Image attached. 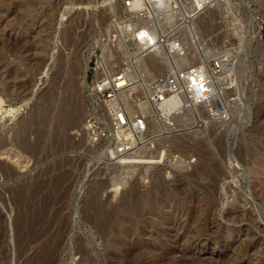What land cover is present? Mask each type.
I'll return each mask as SVG.
<instances>
[{
  "label": "rangeland",
  "instance_id": "rangeland-1",
  "mask_svg": "<svg viewBox=\"0 0 264 264\" xmlns=\"http://www.w3.org/2000/svg\"><path fill=\"white\" fill-rule=\"evenodd\" d=\"M122 11V0H0V145L16 149L34 120L42 140L26 169L0 157V264H40L48 242L56 264H264V54L256 41L249 56L228 54L253 16L264 47V0H219L196 21L206 51L236 65L240 111L153 143L144 156L172 152L148 170L112 161L83 131L96 78L85 58Z\"/></svg>",
  "mask_w": 264,
  "mask_h": 264
},
{
  "label": "built area",
  "instance_id": "built-area-1",
  "mask_svg": "<svg viewBox=\"0 0 264 264\" xmlns=\"http://www.w3.org/2000/svg\"><path fill=\"white\" fill-rule=\"evenodd\" d=\"M218 1L122 0L123 11L111 18L109 34L93 44L90 69L96 78L89 95L94 103L83 125L92 147H104L112 161H119L179 136L186 126L199 131L232 121L238 76L226 69L223 53L206 51L190 26ZM191 2L190 17L186 6ZM188 36L191 51L184 43ZM105 44L114 55L105 53L108 67L101 59ZM120 58L123 64L111 67Z\"/></svg>",
  "mask_w": 264,
  "mask_h": 264
},
{
  "label": "bare ground",
  "instance_id": "bare-ground-1",
  "mask_svg": "<svg viewBox=\"0 0 264 264\" xmlns=\"http://www.w3.org/2000/svg\"><path fill=\"white\" fill-rule=\"evenodd\" d=\"M194 10H195V5L193 4V2H191L190 3V6H186V12L188 13V15L191 17L192 15V13L194 12ZM125 11V10H124ZM207 12V11H206ZM205 13V12H204ZM249 24L251 25V30L249 31L248 29H245V30H243L242 31V33H241V35L238 37V43H239V45H235L236 47L232 50L233 51V53L231 54L230 52H228V54H230L231 56H229V57H236L235 56V54H242L243 53V55L244 54H246L248 51H250V47H252V42L254 43L255 41L256 42H258V46L261 48V51H263V54H264V47L262 46V44L260 43V38H261V36H262V33L260 32V26H258L256 23H255V18H254V16L253 17H251L250 19H249ZM247 25V24H246ZM190 26H192L195 30H197V22L196 21H193L192 19L190 20ZM247 27V26H246ZM250 27V26H249ZM249 38V39H248ZM98 39H96L95 40V42L97 41ZM93 42V41H92ZM94 42V43H95ZM93 43V44H94ZM185 47H187V50L188 51H191V50H193V48H191L190 47V44L187 42V40L185 39ZM93 44L91 43L90 45H92L91 46V53L89 54V55H87L86 56V58H85V65H84V71H85V73L87 72V70H88V68H89V61H90V59H91V56L93 55V53H94V50H93ZM90 47V46H89ZM89 49V48H88ZM231 50V49H230ZM107 51H109L110 52V54L112 55V56H114L113 55V53H112V48L111 47H108V45H103V53H102V55H101V59H102V62L105 64V65H107V67L109 66V63L107 62L108 61V59H109V57H107V54H105V53H107ZM246 52V53H245ZM225 53H227L226 51H225ZM242 55V56H243ZM246 55H248V54H246ZM246 55H245V58H246ZM249 56V55H248ZM228 57V56H227ZM241 57V56H240ZM239 58V57H238ZM244 58V59H245ZM234 59V58H233ZM99 61H100V59H99ZM231 61V60H230ZM232 62H233V60H232ZM232 62L229 64V59H226L225 60V62H224V64H225V67H226V69L228 70V71H233V70H235L234 69V66H236V65H234L233 66V64H232ZM238 64V63H237ZM243 65V64H242ZM230 69V70H229ZM237 70V69H236ZM235 73H236V71H234ZM63 74V73H62ZM237 74V76L239 75L238 73H236ZM99 77V76H98ZM84 78H85V75H83V81H84ZM57 81V80H56ZM124 84V83H123ZM132 84H134V82L131 80V86L129 87V89L131 90V91H133L134 90V87L135 86H133ZM239 84L240 83H238V79H237V85H238V92L240 93V96H241V92L239 91ZM241 87H242V85H241ZM243 90V89H242ZM244 91V90H243ZM242 91V92H243ZM245 94V93H244ZM244 94H242V95H244ZM245 96V95H244ZM244 98V97H243ZM4 102H5V99L0 95V104H4ZM46 103V102H45ZM244 103V102H243ZM242 103V104H243ZM247 103V102H246ZM246 105V104H245ZM248 105V104H247ZM2 107V106H1ZM246 108V107H245ZM66 109H69L68 107L66 108ZM1 110L2 109H0V112H1ZM51 110V109H50ZM67 111V110H66ZM65 111V112H66ZM69 111H70V109H69ZM236 111H240V109L239 108H236V110L235 111H233V115L235 116V114H236ZM242 111V110H241ZM244 112V111H243ZM66 114L67 113H65V116H66ZM72 114V113H71ZM64 116V115H63ZM70 116V115H69ZM33 117V116H32ZM34 118H35V116H34ZM181 118L182 117H179V116H176V117H174V119L178 122V123H181ZM69 120H70V117L68 118ZM76 119V118H75ZM68 120V121H69ZM50 121H52V120H50ZM37 122V121H36ZM70 122V121H69ZM78 122L79 121H75L74 119H73V121L71 122V124H72V126H75L76 127V125H78ZM245 124V123H244ZM243 124V126H245ZM33 125H36V123H35V120H34V123H33ZM33 125H30V126H28V125H25L24 126V134H23V136H16V138H15V143H16V145H17V148L15 149L13 146H11L10 144L8 145L7 144V142L6 143H1V145H0V157L1 158H3V159H7V160H9V162H11V164L12 165H14V166H16V168H19V169H26V168H28V165H29V162H27V158L25 157V155H29V156H31L32 158H34V160L36 161L35 163H40V151H41V149H42V140H40L41 139V135H40V128H36V127H34ZM37 126V125H36ZM23 127V126H22ZM34 127V128H33ZM74 128V127H73ZM72 130V129H71ZM76 130V129H75ZM72 131H74V130H72ZM69 132H70V130H69ZM31 135H34L35 136V142L34 143H30L29 142V136H31ZM68 137V136H67ZM141 139L142 138H144V136H141L140 137ZM176 138H178V136L177 137H173V138H170V139H167V138H165L164 140H162L161 142H158L159 143V146H161V145H164V144H166V143H168V142H170V141H172V140H174V139H176ZM70 140H71V138H70ZM5 142V141H4ZM179 144V143H178ZM7 146H11V147H7ZM150 146H153V145H146L145 147H143V148H141V149H136V150H134V151H132V152H130V153H128L127 155H125V156H123V157H125V158H129L127 161H131L130 162V165H132L131 167L132 168H135V167H137V168H135V169H140V170H144L145 168H146V166H150L151 168H152V166L153 167H155V166H157V165H159L160 163H161V160L165 157V158H167L168 156L166 155V153L167 154H171V152L172 151H169V150H165V151H163V150H160V151H158L157 152V156H155V155H153V156H144L145 155V149L147 148V147H150ZM59 152V151H58ZM103 153L106 155V152L105 151H103ZM131 155V156H130ZM107 156V155H106ZM126 156H129V157H126ZM123 157H121V158H123ZM178 157H176V156H174V160L175 159H177ZM106 159V158H105ZM123 161V160H122ZM129 164V163H128ZM127 167V166H126ZM130 166H128V168H129ZM129 168V169H132V168ZM4 169V168H3ZM147 170H148V168H146ZM2 171V170H1ZM5 171V170H4ZM5 174H6V172H5ZM11 176V175H10ZM145 179V178H144ZM115 184H117V182L115 183ZM43 185V184H42ZM122 185V184H121ZM44 186V185H43ZM72 186V185H71ZM120 186V185H119ZM119 186L117 187V188H119ZM59 187V186H58ZM41 189H42V187H40V191H41ZM44 189V188H43ZM60 190V189H59ZM118 190V189H117ZM21 191V190H20ZM55 191V190H54ZM113 192H116V190H112ZM33 193V192H32ZM20 195V194H19ZM37 194H35V196H36ZM32 196H33V194H32ZM20 197H21V195H20ZM32 198H35L34 196L32 197ZM42 201H43V205L41 206V208H40V222H41V220H42V222H43V218H46V217H44L45 216V214L47 213V208L49 207V202H51L50 201V199H47V197H43V199H42ZM61 201V200H60ZM58 203V202H57ZM49 210V209H48ZM38 214V213H37ZM38 216V215H37ZM59 219V218H58ZM38 221V220H37ZM99 226V225H98ZM50 227V226H49ZM47 233H49L48 232V229H46L43 233H42V235H47ZM40 236V240L42 239V237H45V236ZM38 239V238H37ZM36 239V240H37ZM24 237H22V236H19V241H18V247H19V251H20V254L21 253H23L24 252V250L26 251V246H28V245H26L27 244V242H25L24 243ZM60 243V242H59ZM59 249H60V244H54V243H52V242H48V243H46V245H45V243H44V246L43 247H41V249L39 250V263L40 264H56L57 263V261L56 260H54V257H55V255H57L58 254V252H59ZM25 254V253H24ZM57 257V256H56Z\"/></svg>",
  "mask_w": 264,
  "mask_h": 264
}]
</instances>
